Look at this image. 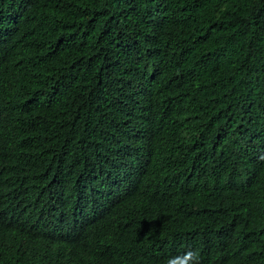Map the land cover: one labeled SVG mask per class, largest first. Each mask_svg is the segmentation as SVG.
Wrapping results in <instances>:
<instances>
[{
	"label": "trees",
	"instance_id": "16d2710c",
	"mask_svg": "<svg viewBox=\"0 0 264 264\" xmlns=\"http://www.w3.org/2000/svg\"><path fill=\"white\" fill-rule=\"evenodd\" d=\"M0 12L19 29L0 24L1 197L20 190L30 211L83 168L84 138L117 106L108 78L133 79L152 104L125 142L131 186L90 204L120 213L102 247L0 215V264H166L189 249L200 264H264V0H3ZM90 102L104 110H73ZM132 146L146 148L137 161Z\"/></svg>",
	"mask_w": 264,
	"mask_h": 264
},
{
	"label": "clouds",
	"instance_id": "9594fccd",
	"mask_svg": "<svg viewBox=\"0 0 264 264\" xmlns=\"http://www.w3.org/2000/svg\"><path fill=\"white\" fill-rule=\"evenodd\" d=\"M5 19V15L0 12V24L7 28L13 38L16 37L15 32L19 29L5 25ZM129 27L132 28L133 23L129 22L121 29L129 34ZM103 89L104 102H116L117 106L107 113L106 120L110 127L104 128L98 137L84 138L89 142L90 149L82 162L83 168L71 180L64 174L60 175L53 183L48 197L42 202L39 201L30 211L20 204V190L15 200L0 196V215L7 222L23 228L25 222L32 217L35 219L33 224H39L46 235L54 237L52 242L55 239L84 241L85 235L87 239L84 242H90L97 247H102L107 241V229L111 224L114 225L110 216L120 213L114 209L111 212L115 214H99V210L92 208L90 204L96 199L104 201L114 197L113 193L125 191L131 186L135 167L124 159L125 154L129 155L125 142L130 138L131 141L135 139L132 136L134 132L145 131L146 122L142 118L152 104L147 100L148 94L131 78L110 77ZM73 110L83 112L104 109L90 102ZM131 150L134 156L130 158L137 161L144 155L146 148L132 146ZM26 155L29 154H21V162H24ZM145 189L148 193H156L151 183H147ZM131 208L135 217H139V209L135 206ZM102 222L105 223L104 230L98 229ZM3 224L5 227L4 220ZM30 234L33 236L31 229ZM42 245L45 250L47 246L50 248L45 241ZM166 264H200V256L198 251L189 249L183 254L168 258Z\"/></svg>",
	"mask_w": 264,
	"mask_h": 264
}]
</instances>
